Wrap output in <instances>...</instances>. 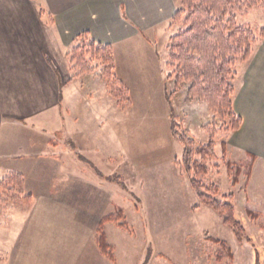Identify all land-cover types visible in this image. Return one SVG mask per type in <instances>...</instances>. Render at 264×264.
Here are the masks:
<instances>
[{
  "label": "rangeland",
  "instance_id": "374dc122",
  "mask_svg": "<svg viewBox=\"0 0 264 264\" xmlns=\"http://www.w3.org/2000/svg\"><path fill=\"white\" fill-rule=\"evenodd\" d=\"M237 23L260 32L264 10L238 15ZM174 26L172 35L180 28ZM7 33L13 34L12 30ZM157 46L166 61L162 43ZM254 55L264 57V37L254 45L251 57ZM245 63L236 66L234 79L233 106L241 125L227 134L221 128L223 121L205 102L186 98L187 85L174 92L173 81L166 78L163 84L153 67L149 84L130 87L127 107H118L96 79H102L99 70L94 72L93 85L86 78L76 82L82 83L80 101L74 99L75 84L70 83L69 114L56 122L48 99L39 98L43 77L10 71L7 78L14 113L30 127L22 133L28 134L25 141L32 148L22 151L24 157L17 163L0 160V180L6 174L4 179H13L10 189L0 193V231L17 227L22 237L31 232L35 264H112L98 250L96 229L104 216L120 208L128 231L105 226L116 264H226L227 259L216 261L219 245L209 238L228 244L231 264H264V141L256 139L259 128L264 127L263 121L258 127L264 107H253L245 98L252 97L246 93L249 72ZM167 94L176 131L185 133L195 146L213 136L215 158L207 163L208 175L197 178L219 188L217 200L232 195L234 216L247 238L240 243L222 217L201 203L178 164L183 147L170 126ZM48 137L59 141L60 147H46ZM221 143L225 144L224 157ZM39 151L47 156L35 158ZM246 152L256 156L251 175L246 181L241 173L232 185L225 162L243 160ZM50 154L58 161L51 160ZM25 195L32 197L28 204L20 200ZM246 209L262 216L251 221Z\"/></svg>",
  "mask_w": 264,
  "mask_h": 264
},
{
  "label": "crops",
  "instance_id": "0c3cea01",
  "mask_svg": "<svg viewBox=\"0 0 264 264\" xmlns=\"http://www.w3.org/2000/svg\"><path fill=\"white\" fill-rule=\"evenodd\" d=\"M178 7V0H0V160L17 163L24 157L21 152L32 148L25 141L28 134L22 133L30 127L14 113L16 105L11 101V81L7 78L10 71L14 75L43 77L39 98L48 99L55 122L69 114V84H75L73 97L80 101L82 83H76L79 78L89 80V85L94 83V73L74 76L71 70L68 55L78 36L86 35L88 40L111 47L113 72L128 91L136 84L151 82V67L159 72L164 84L165 57L157 45L162 43L167 52L173 36L172 18ZM257 57L254 55L245 63L249 72L246 93L252 94L245 98L253 107H264V57ZM96 79L108 93L106 81ZM261 121L264 122V114L259 116L258 127ZM257 133L256 139L264 141V127ZM53 139L48 137L45 145L58 149L60 143ZM42 156L47 155L41 151L35 154V158ZM50 157L58 161L55 154ZM6 177L8 174L2 179ZM31 237L29 231L22 237L17 227L2 229L0 264H35Z\"/></svg>",
  "mask_w": 264,
  "mask_h": 264
},
{
  "label": "trees",
  "instance_id": "16d2710c",
  "mask_svg": "<svg viewBox=\"0 0 264 264\" xmlns=\"http://www.w3.org/2000/svg\"><path fill=\"white\" fill-rule=\"evenodd\" d=\"M172 22L180 26L167 46L165 70L167 80L173 81L174 92L182 86L186 87L188 100H199L206 103L208 109L222 121V131L227 134L236 131L241 125L240 118L234 111V79L236 66L245 63L253 54L254 45L264 37V29L260 32L249 25H239L237 16H245L257 8L264 10V0H178ZM69 63L74 76L91 74L100 71V77L106 81L108 94L118 107L130 105L129 91L115 76L113 53L110 46L88 40L86 35L78 36L75 46L69 53ZM170 111L172 132L183 147L180 168L188 177L191 187L198 193L201 203L209 205L221 217L237 241L246 238L245 229L234 216L232 195L215 199L220 195L214 184L204 185L197 177H205L209 173L208 162L215 158V142L210 138L205 144H197L185 133L175 130V112L172 109L170 96L166 95ZM220 128V129H221ZM222 155H226L225 144L221 143ZM256 156L246 152V157L237 162L227 160L226 169L231 175L232 185L237 184L238 176L243 173L249 179ZM209 167V168H208ZM15 178V177H14ZM13 179L0 180V193L12 186ZM20 184V183H19ZM30 203L32 197L25 195L21 199ZM251 221H257L262 213L246 209ZM108 224L128 231L123 211L118 208L112 214L104 216L97 225V247L102 256L112 264H116L114 249L107 241L105 226ZM219 245L216 261L231 264L233 255L224 241L209 238Z\"/></svg>",
  "mask_w": 264,
  "mask_h": 264
}]
</instances>
